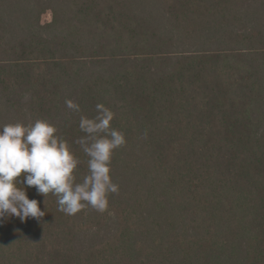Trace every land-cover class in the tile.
<instances>
[{
    "label": "trees",
    "instance_id": "1",
    "mask_svg": "<svg viewBox=\"0 0 264 264\" xmlns=\"http://www.w3.org/2000/svg\"><path fill=\"white\" fill-rule=\"evenodd\" d=\"M97 104L118 193L68 216L28 188L47 214L0 221V264H264V0H0V126L48 120L79 180Z\"/></svg>",
    "mask_w": 264,
    "mask_h": 264
},
{
    "label": "clouds",
    "instance_id": "2",
    "mask_svg": "<svg viewBox=\"0 0 264 264\" xmlns=\"http://www.w3.org/2000/svg\"><path fill=\"white\" fill-rule=\"evenodd\" d=\"M65 104L80 111L71 100ZM96 111L92 118L80 116L79 128L85 135L76 143L88 160L87 174L79 180L80 159L48 120L0 126V221L6 216L17 217L21 223L45 217L47 211L41 210L40 201L28 197L27 189L32 187L44 198L55 196L58 211L68 216L87 207L98 212L107 209L109 195L119 190L111 178L112 157L126 139L122 131L111 126L115 117L111 109L97 104Z\"/></svg>",
    "mask_w": 264,
    "mask_h": 264
},
{
    "label": "rangeland",
    "instance_id": "3",
    "mask_svg": "<svg viewBox=\"0 0 264 264\" xmlns=\"http://www.w3.org/2000/svg\"><path fill=\"white\" fill-rule=\"evenodd\" d=\"M50 21H51V14L50 13L43 15V17L41 18L42 24H46Z\"/></svg>",
    "mask_w": 264,
    "mask_h": 264
}]
</instances>
